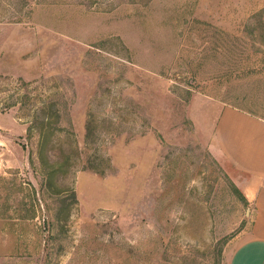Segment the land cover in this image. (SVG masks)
Here are the masks:
<instances>
[{"label": "rangeland", "instance_id": "rangeland-1", "mask_svg": "<svg viewBox=\"0 0 264 264\" xmlns=\"http://www.w3.org/2000/svg\"><path fill=\"white\" fill-rule=\"evenodd\" d=\"M217 103L264 119V0H0V264H229Z\"/></svg>", "mask_w": 264, "mask_h": 264}, {"label": "crops", "instance_id": "crops-1", "mask_svg": "<svg viewBox=\"0 0 264 264\" xmlns=\"http://www.w3.org/2000/svg\"><path fill=\"white\" fill-rule=\"evenodd\" d=\"M216 105V152L240 172V187L253 215L252 226L229 264H264V119Z\"/></svg>", "mask_w": 264, "mask_h": 264}, {"label": "trees", "instance_id": "trees-1", "mask_svg": "<svg viewBox=\"0 0 264 264\" xmlns=\"http://www.w3.org/2000/svg\"><path fill=\"white\" fill-rule=\"evenodd\" d=\"M253 116V115H252ZM256 117V116H255ZM260 118V117H259ZM261 119H263V118H261Z\"/></svg>", "mask_w": 264, "mask_h": 264}]
</instances>
